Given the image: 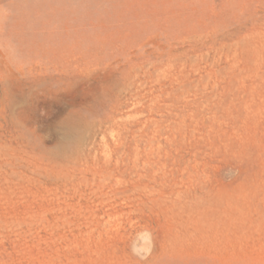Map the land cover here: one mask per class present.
<instances>
[{
	"label": "rangeland",
	"instance_id": "rangeland-1",
	"mask_svg": "<svg viewBox=\"0 0 264 264\" xmlns=\"http://www.w3.org/2000/svg\"><path fill=\"white\" fill-rule=\"evenodd\" d=\"M0 264H264V0H0Z\"/></svg>",
	"mask_w": 264,
	"mask_h": 264
},
{
	"label": "bare ground",
	"instance_id": "bare-ground-1",
	"mask_svg": "<svg viewBox=\"0 0 264 264\" xmlns=\"http://www.w3.org/2000/svg\"><path fill=\"white\" fill-rule=\"evenodd\" d=\"M258 34V33H257ZM242 38V37H241ZM241 41V40H240ZM246 52V51H245ZM251 61V60H250Z\"/></svg>",
	"mask_w": 264,
	"mask_h": 264
}]
</instances>
